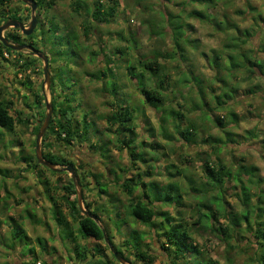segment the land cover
Instances as JSON below:
<instances>
[{
	"label": "rangeland",
	"instance_id": "obj_1",
	"mask_svg": "<svg viewBox=\"0 0 264 264\" xmlns=\"http://www.w3.org/2000/svg\"><path fill=\"white\" fill-rule=\"evenodd\" d=\"M55 1V5L51 9L36 12L38 26L34 31V42L40 52L47 55L51 60L52 66H49L51 77H53L55 84L61 87L57 93L63 95L64 98L73 97L76 94L77 102L73 105L75 107L80 103L81 107L76 111V118L81 120L84 112L90 113L91 120L95 121L98 129L97 136L93 137L92 140L94 142L102 140L101 145L104 143L108 145L107 156L109 158H103L101 152L97 153L96 150L88 146L79 145L67 149L51 137L53 139L51 142L54 145L53 152L70 159L76 166L82 167L78 173L87 175L85 183H92L90 189L96 187L95 180L92 177L88 178L90 173L103 175L102 182L110 186L108 190L115 201L110 202V197L102 196L100 198L96 191L86 190L84 192L83 187L79 184L83 197L82 205L84 207L83 202H87L93 204L94 209H98L95 212L101 220L109 225L116 249L122 250L131 263L135 262L133 251L127 252L126 249H123V245L124 241L130 238V233L136 229L144 234L142 248L156 258L155 264H168V256L161 248L162 241H158L150 229L141 224H136L128 216L127 208L130 200L121 191L118 184L125 179H131L135 175L141 174L143 181L157 183L159 188L164 191L167 183L170 182L168 171L177 167L182 176L179 177L180 185L187 190V180L185 179L190 178L197 185L206 183L207 178L203 170L205 160L211 159L216 164L218 158L233 174L239 165L244 164L248 167H255L257 169L256 177L264 180V76L250 75L243 70L236 73L235 76L238 78L233 80L223 72L221 77L225 78L230 89L234 88L236 92L233 94V99L228 101L229 106L216 110L213 115L223 117L227 121L226 131L234 135L232 139L235 142L221 146V151L215 154V150L210 148L207 140L209 137L211 139L221 138L222 134L211 121L212 112L210 109L216 107V102L212 98L221 92L220 87L222 85L213 82L216 73L210 62L214 51H224L226 36L221 33L216 34L209 23L188 18L189 12L194 9H201L194 6L188 7L185 14L182 15L184 26L190 39L198 41V47L195 49L189 44L185 45V55L188 58L186 62H180L179 59L162 58L160 63L166 64L173 83L172 90L168 93L169 100L172 101L167 105L169 110L174 109L183 112L187 119L185 125L192 124L196 130L190 145L181 140L168 141L160 134V114L148 105H143L142 99L144 98L136 89V81L128 76L126 69L128 64L125 63L127 60L129 64H135L136 58L142 55L152 56L155 52L166 55L174 49L168 23L162 19L160 14L165 11L166 7L171 6L168 0H118V12L110 25H96L91 20L93 4L96 0H87L88 11L82 12L81 15L73 14L70 6L71 0ZM100 1L107 2V0ZM227 1L230 3L228 5L229 13L225 11L224 4H222ZM251 3L261 13H264L262 1L251 0ZM10 9L19 11L23 17L29 13L28 8L20 0H11ZM177 10L169 7V11L175 14L179 13ZM211 12L218 13L219 16L226 13L229 19L241 29L251 28L253 25L250 11L247 9L244 0H222L216 10L211 11L210 9L209 13L211 14ZM237 12L242 14L238 15ZM30 21H25L23 24L28 27ZM42 25L45 30L50 28L53 30V28L58 27L60 30L58 36L52 32H47L46 37H44L46 42L44 44L41 35ZM85 25H89L93 30L95 28V32L91 33L88 39H85L83 34ZM70 29H74L79 36L77 42L79 47L72 49L75 53L72 52L71 46L67 44L64 38ZM11 31L13 28L7 30L4 35ZM161 31L164 35L159 36L157 33ZM60 36L64 38L63 47L58 46ZM123 39L135 42V48L127 52L130 54L129 56H111L116 48L125 49L130 46V43ZM260 42L261 40L256 38L245 45L242 51L257 55ZM22 52L24 56L34 55L28 47ZM107 56H110L112 60L111 67L116 73V82L120 86L119 98L125 101L126 105L130 104V107H137L136 133L138 138L134 147L137 154L145 153L144 158L149 161L148 165L154 167L156 173L154 177L150 178L145 175L148 171L147 164L139 160L132 161L131 151L125 146L119 145L117 142L118 135L109 131L106 124L105 119L111 114V104L115 99L109 93L102 91L104 86L102 82L93 81L88 75L108 66L106 63ZM34 57L38 60L35 71L19 76H16L15 67L11 64L15 63L14 56L9 57L10 62H5L0 58V97L6 101H15L16 109L22 108L26 113L33 114L32 123L41 126L42 122L37 121L40 119L37 110L34 108L31 111L25 108L22 102L26 96V102L32 105L33 94L20 84L25 79V75H29L34 91L42 89L51 103L50 90H47V86L44 84V75L41 74L43 62L36 55ZM224 63H228L226 59H224ZM186 78H194L195 81L192 80L191 84H187L184 82ZM200 85L204 90V101L208 103V106L203 109L204 111L201 110L203 100L197 90V86ZM211 87L217 93L213 94ZM63 90L65 91L62 93ZM18 91L20 95L18 94V98L15 97L14 99L13 96ZM193 103L198 105L199 109H193ZM40 113L44 115L47 110L43 108ZM231 113L237 115L235 122H232ZM11 114L16 117L15 112L12 111ZM206 115L210 117L206 118ZM33 124L29 129L17 126L14 134L2 129L4 140L0 141V169L9 170L11 176L10 179H4L0 176V264H34L36 257H40L42 262L48 264H81L76 259L75 246L73 240L68 236V229L63 225L62 228H58L54 220L53 206L43 190L44 186L40 185L44 184L45 180L41 176L22 170L26 166L20 160V151L23 150L25 155L30 154L36 158V148L33 146L34 135L31 129L34 127ZM150 128L155 131L154 136L147 132ZM167 129L173 133L172 124H168ZM111 170H115L121 180H116V177L110 174ZM37 172H43L44 177L50 180L52 187L57 185L58 178H62L63 182L71 179L69 173L62 177L53 176L42 165ZM172 172L174 171L172 170ZM20 175L22 176L20 177ZM225 181L229 187L225 193V202L229 204L226 208L228 211L232 209V213H238L242 210L239 199L235 195L239 194L240 191L233 188L235 185L233 181L227 178ZM71 182H73L72 179ZM212 188L214 190L210 193L216 194L218 188L214 185ZM259 190L263 194L264 200V182ZM141 191L139 188L135 196L141 195ZM257 191V188L251 186L253 194ZM57 194L61 195L62 191L57 192ZM184 194L186 206L184 218L189 225L194 243L201 248L202 256L200 259L204 263L216 261L219 264H258L256 261L258 250L255 242L253 244L254 239L250 234H244L245 238L238 236L229 244L224 242L220 232L205 230L204 224H197L195 197L198 194L188 191L187 193L184 191ZM256 201V197L252 199L253 203ZM158 207L161 212L168 211L171 215H175L176 210L170 206L160 204ZM65 213H67L66 210ZM116 213H119L121 217L116 218ZM9 218L15 219L16 223H12ZM67 218L69 219V216ZM217 220L218 222L213 221V229L226 223L223 217L217 218ZM99 224L103 226L104 223L99 222ZM71 228L80 244L84 245L86 242L80 239L77 224L72 222ZM21 229H25L31 241L24 237L17 238L16 241L12 240V233ZM37 239H41V244ZM14 242L15 248L12 250L11 246ZM90 245H102L104 247V243L92 241ZM229 245H232V248H229ZM34 250L35 253L32 254L31 252ZM106 255L107 257L98 256L99 260L103 262L110 259L114 264H120L110 251H106Z\"/></svg>",
	"mask_w": 264,
	"mask_h": 264
},
{
	"label": "trees",
	"instance_id": "obj_2",
	"mask_svg": "<svg viewBox=\"0 0 264 264\" xmlns=\"http://www.w3.org/2000/svg\"><path fill=\"white\" fill-rule=\"evenodd\" d=\"M38 5L37 11L49 10L55 5V0H34ZM263 2L264 0H260ZM21 2V1H20ZM171 6L174 9H178L179 13L175 14L174 12L169 11V7L165 8V11L161 12V17L168 23L169 30L172 36V42L174 44V49L171 53L162 55V53L155 52L152 56L142 55L137 57L135 64L127 63V72L128 76L136 81L137 91L140 93L144 102L143 105H148L151 109L155 110L160 114V134L164 139L168 141L181 140L183 143L190 145L194 138L195 126L185 125L186 124V115L182 112L175 111L174 109L169 110L167 106L168 103L172 101L169 100L170 96L168 93L172 90V79L170 78L169 70L166 64L160 63L162 58L175 60L179 59L180 62H186L187 56L185 55V45L189 44L191 47L197 49L198 41L190 39L185 30L183 16L188 7L194 6L195 8H201L200 10L194 9L187 14V17L190 19H197L203 23L211 24L216 34H223L226 36L224 44V51L222 52H213L211 57L210 65L216 73V77L213 79V82H217L220 87L221 92L213 96V100L216 102V107L211 108V121L214 123L217 129L221 131V138L211 139L208 138L207 143L210 148L215 150V154L220 152L221 146H226L229 143L235 142L234 135L226 131L227 121L223 117L213 115L216 110L224 109L229 106V102L233 99L235 94V89L231 88L226 82L225 78H222L223 72L237 80L236 73L245 71L250 75H261L264 76V13L259 11L251 3V0H244L247 9L250 11L251 19L253 25L251 28L241 29L237 24L233 23L228 15L224 13L223 15H218V13H209L216 10L221 4L222 0H168ZM22 3V2H21ZM224 9L229 13V1L223 2ZM11 0H0V26L5 24L8 21H19L21 23L30 20V14L23 17L19 11L10 9ZM73 14L81 15L82 12L88 11V2L87 0H71L70 4ZM119 2L118 0H107L100 1L96 0L93 4V11L91 13V20L96 25H110L112 20L116 17L118 12ZM30 10L28 9V12ZM236 14V12H235ZM238 15L242 14L237 12ZM57 26V25H56ZM59 28L55 27L53 30L50 28L45 30L42 25L41 35L43 37V42H45L46 33L52 32L55 36H58ZM95 32L89 25L83 27L84 38L88 39L91 33ZM35 32L29 36H24L19 30L13 29L11 32L5 34V38L9 43L16 46H26L28 48L35 49L40 52L37 47V44L34 42ZM164 35L162 31L157 33ZM96 35V34H95ZM67 41V44L73 47L78 48L79 45V36L74 29H70L66 36L64 37ZM62 36L58 38V46L63 47ZM258 38L261 40L259 53L257 55H251L250 52L242 50L243 47L253 40ZM127 43H130V46L123 48H116L111 56H129L127 52L132 51V48H135L136 43L129 41L128 39H123ZM75 53L74 50H72ZM4 53H7L10 56H14V64L11 63L16 70V76H19L23 73L34 72L37 66V58L34 55L24 56L23 52L13 51L6 48L3 44L0 43V58L5 62H10L9 58L4 57ZM226 53V54H225ZM106 66L104 69L97 72L91 73L88 76L91 77L93 81L102 82L104 84L102 91L104 93H109L114 97L111 114L108 115L105 119L109 131H112L118 135L117 142L120 146H125L126 149H129L130 156L132 161H141L144 164H147L148 171L146 172L147 177H154L156 173L154 167L148 165V160L144 158L145 153L137 154L135 151V144L138 135L136 133V106L126 105V102L119 98L120 96V86L116 82V73L111 67L112 60L110 56L106 57ZM49 59V66H52L51 60ZM224 59L228 63H224ZM43 74V72H41ZM193 75L192 73H190ZM195 79L186 78L185 83L191 84ZM21 86L25 88L28 92L33 94L34 101L32 105L26 102L27 97L23 99L24 107L33 111L35 108L37 110V115L40 119L37 121L44 123L46 114L41 115V109L45 108V94L42 89L34 91L33 83L29 75H25V79L20 82ZM61 87L57 86L52 77V84L50 89L51 94V104L53 106V116L51 118L50 126L42 139V151L43 157L48 162L54 164L59 168L72 166L75 170L76 177L79 180V184L83 187V191H96L97 195L110 197V202L115 201L114 197L109 193V187L107 183L102 182V174H94L88 177H92L96 182V187L90 189V184H86L87 175L78 171L82 170V167L76 166L68 158L64 156H59L53 152V143L51 139L53 138L61 146H64L67 149L75 148L76 146L83 145V147L88 146L93 148L98 152H101V156L105 159H108L107 156L108 145L106 143L102 144V140L94 142L93 137L97 136L98 129L95 121L91 120L90 113L84 112L81 120L76 118V111L80 109V103L74 107L77 101L76 94L73 97L64 98L63 95L57 93L60 91ZM199 91V96L203 100L202 111L205 106H208L204 100V90L202 86H197ZM65 90L62 91V93ZM211 92L213 94L217 91L211 87ZM18 93L13 96V98H18ZM201 100V101H202ZM194 104V103H193ZM34 105V107H33ZM17 106L15 101H6L0 97V141L4 140L3 130H7L9 133L14 134L17 126H22L25 129H29L32 126V119L34 115L28 114L24 109H16ZM182 108V106H180ZM201 108V107H200ZM46 109V108H45ZM193 109H199L198 105L194 104ZM15 112L16 117H13L11 112ZM206 118H209V115H206ZM213 117V118H212ZM232 117V122H235L237 115L234 113L230 114ZM168 124H172L173 133L168 131ZM33 135L34 142L33 146L36 148V137L40 131L41 126L33 124ZM151 136L155 135L153 128L148 129ZM52 137V138H51ZM52 139V140H53ZM20 160L25 164V168H22L24 172L32 173L37 176H41L44 180V192L48 196V200L53 206V211L55 215V222L58 225V228H62V225L68 229V236L73 240L76 252V259L79 262L84 263L89 257L96 259L93 264H114L110 259L104 260L103 262L99 260L100 257H107L106 251H110L108 244H111L115 249L116 245L113 241V236L110 233L109 225L101 220V218L95 212L98 210L94 209V205L90 203H84V208L87 212H90L92 215L97 216L98 221H94L84 215L80 210L78 205V198L76 187L74 182H71L69 179L67 182H63L62 178L57 179V185L52 187L50 180L44 177L43 172H37L38 168L41 166L37 159L30 154L27 156L24 154V151H20ZM3 159V157H2ZM36 163H35V162ZM135 164V163H134ZM133 164V165H134ZM136 165V164H135ZM134 165V166H135ZM48 169V168H47ZM172 170L174 172H172ZM172 170L168 171V177L170 182L167 183L165 190L162 191L157 183L145 182L143 181L142 175L137 174L131 179H125L123 182L118 185L121 188V191L129 198L130 203L127 208V214L133 219L136 224H141L145 228L150 229L158 241H162L161 248L166 252L168 256V264H219L216 261H209L204 263L200 258L202 256L201 248L196 243H194L192 238V233L190 232L189 225L184 218V208L185 199L184 191L193 192L198 194L196 199V208L195 213L197 215V224H204L205 230H212L220 232L223 236V241L228 243L236 240L238 236L244 237V234L248 233L254 239L253 244L258 250V255L256 261L258 264H264V200L263 194L260 192L259 187L264 182L263 179L256 177L257 169L255 167H248L247 165L241 164L237 167V171L233 174L230 172L229 168L223 164L220 158L217 159V162L210 160H205L203 170L207 178V182L203 184L195 183L192 179L187 178V190L184 187H181L179 177L181 173L177 167H173ZM53 176L66 175V172L59 170L53 171L48 169ZM123 171V169H121ZM124 172V171H123ZM10 171L0 169V176L4 179H10ZM110 174L116 177V180H121L117 175V172L114 170L110 171ZM22 175H20L21 177ZM182 177V176H181ZM226 178L233 181L235 185L234 189H239V194L235 195L238 201L240 202V208L242 211L232 213V209L229 211L226 207L229 206L225 202V193L228 190L226 185ZM184 179V177H183ZM73 181V180H72ZM92 182V181H91ZM217 187L218 192L216 194H211L214 189L212 186ZM251 186H254L258 189L256 193L251 192ZM141 189V195L135 196V193L138 189ZM62 191L61 195H58L57 192ZM188 196V195H187ZM257 201L252 202V199L255 198ZM1 199V197H0ZM1 203V201H0ZM165 204L174 208L175 215H171L168 211L161 212L158 205ZM65 210L67 213H65ZM69 216V219L67 218ZM31 218V215L29 216ZM121 215L116 213V218H120ZM223 217L226 220V223L219 228L213 229V221H217V218ZM12 223H16V220L9 218ZM110 220V218H109ZM37 221V220H36ZM38 222V221H37ZM74 222L78 226V232L80 234V239L86 242L84 245H81L78 238L75 236L71 223ZM100 223H104L101 226ZM126 222V221H125ZM36 223V222H35ZM105 232V235L103 233ZM120 232V231H118ZM129 239L124 241L123 249H126L127 252L133 251L135 262L132 264H155L156 258L152 256L149 251L143 250L142 242L144 234L138 232L134 229L131 233ZM106 236V237H105ZM24 237L27 240L31 239L27 236L25 229L17 230L15 233H12V240ZM107 238V241L106 239ZM41 244V239H37ZM104 243L102 245L91 246L90 242ZM134 242V243H132ZM15 242L12 244L11 249L15 248ZM229 248H232V245H229ZM119 254L128 262L130 259L125 255V253L116 249ZM35 253V250L31 252ZM112 254V253H111ZM98 259V260H97ZM41 261L40 257L35 258L34 264H37ZM183 261V262H181ZM42 262V261H41ZM131 263V262H130ZM42 264H48L42 262Z\"/></svg>",
	"mask_w": 264,
	"mask_h": 264
},
{
	"label": "water",
	"instance_id": "obj_3",
	"mask_svg": "<svg viewBox=\"0 0 264 264\" xmlns=\"http://www.w3.org/2000/svg\"><path fill=\"white\" fill-rule=\"evenodd\" d=\"M23 3L27 4L30 9H31V21L29 23V26L26 27L23 23L19 22V21H8L5 24L0 26V43L3 44L6 48L11 49L13 51H23L24 49H26V46L20 45V46H16L13 45L11 43H9V41L5 38L4 33L13 28L16 30H20L21 33L26 36L29 37L31 36L34 31L36 30L37 26H38V18L36 16V12H37V3L34 0H20ZM30 50L34 53V55H36L39 59L42 60L43 62V75H44V84H46L47 86V90H50L51 88V84H52V77L49 71V59L48 56L45 55L44 53H41L35 49L30 48ZM45 108L47 110L46 113V118L44 120V123L42 124L40 131L37 134L36 137V159L38 161V163L50 170L56 171H62V172H66L70 174L71 179L74 182V185L76 187V192H77V198H78V205L80 210L84 213V215L94 221H98L97 216L92 215L90 212H87L83 205H82V201H83V197H82V192H81V186L79 185V182L76 178V174H75V170L72 166H68V167H63V168H59L57 166H55L54 164L48 162L47 160L44 159L43 157V151H42V139L44 137V135L46 134L49 126H50V122H51V118L53 116L54 110H53V106L52 104L48 101L47 97L45 96ZM103 233L105 235V232L103 230ZM106 237V236H105ZM107 241V238H105ZM109 250L112 253V255L114 256V258L120 263V264H132L128 261H126L120 254L119 252L111 245L108 244Z\"/></svg>",
	"mask_w": 264,
	"mask_h": 264
},
{
	"label": "crops",
	"instance_id": "obj_4",
	"mask_svg": "<svg viewBox=\"0 0 264 264\" xmlns=\"http://www.w3.org/2000/svg\"><path fill=\"white\" fill-rule=\"evenodd\" d=\"M86 203H87V202H86ZM54 259H55V258H54ZM94 261L96 262V259L89 257V259H87L83 264H85V263H86V264H89V263H90V264H93ZM81 264H82V263H81Z\"/></svg>",
	"mask_w": 264,
	"mask_h": 264
},
{
	"label": "flooded vegetation",
	"instance_id": "obj_5",
	"mask_svg": "<svg viewBox=\"0 0 264 264\" xmlns=\"http://www.w3.org/2000/svg\"><path fill=\"white\" fill-rule=\"evenodd\" d=\"M22 2V1H21ZM23 3V2H22ZM24 5L29 9V6L27 4L24 3ZM38 6V5H37ZM29 14H30V20H31V9H29ZM38 10V7H37ZM27 16V15H26ZM29 25V24H28ZM20 31V30H19ZM21 32V31H20ZM26 47H28V45L26 44Z\"/></svg>",
	"mask_w": 264,
	"mask_h": 264
},
{
	"label": "built area",
	"instance_id": "obj_6",
	"mask_svg": "<svg viewBox=\"0 0 264 264\" xmlns=\"http://www.w3.org/2000/svg\"><path fill=\"white\" fill-rule=\"evenodd\" d=\"M4 57L5 58H9V55L7 53H4ZM38 264H42L41 262H39Z\"/></svg>",
	"mask_w": 264,
	"mask_h": 264
}]
</instances>
